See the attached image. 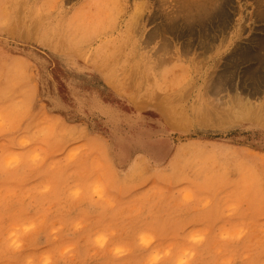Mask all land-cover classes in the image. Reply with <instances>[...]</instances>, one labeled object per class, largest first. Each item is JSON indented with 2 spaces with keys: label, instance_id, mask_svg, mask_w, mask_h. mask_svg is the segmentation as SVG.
<instances>
[{
  "label": "rangeland",
  "instance_id": "rangeland-1",
  "mask_svg": "<svg viewBox=\"0 0 264 264\" xmlns=\"http://www.w3.org/2000/svg\"><path fill=\"white\" fill-rule=\"evenodd\" d=\"M216 1L8 0L0 66H14L20 75L15 87L0 81V121L8 128L0 135V238L10 225L44 222L22 236L24 248L6 264L27 256L38 262L44 254L54 264H125L111 256L116 246L132 249L129 262L143 261L149 250L136 247L135 237L144 223L110 222L111 213L91 196L101 174L118 208L154 203L162 221L179 214L186 231L207 229L206 241L192 246L197 264L228 258L264 264V0ZM70 33L87 41V63L68 52ZM247 110L258 122L239 117ZM40 119L58 122L61 134L41 146L46 159L34 168L29 157L37 145L18 141ZM77 149L81 155L68 163ZM12 155L19 164L9 169ZM185 159L205 166L222 194L247 193L238 215L225 216L220 197L201 209L198 201L210 194L194 185L185 186L197 203L179 204L181 186L168 183L167 173ZM43 183L52 192L34 196L30 207L23 192ZM75 188L82 189L79 200L71 198ZM77 222L84 224L79 231ZM241 222L243 240L220 239ZM111 230L116 235L107 247L95 248L94 236ZM183 236L157 231L155 247L174 245V259L188 246ZM66 248L70 255H63Z\"/></svg>",
  "mask_w": 264,
  "mask_h": 264
},
{
  "label": "clouds",
  "instance_id": "clouds-1",
  "mask_svg": "<svg viewBox=\"0 0 264 264\" xmlns=\"http://www.w3.org/2000/svg\"><path fill=\"white\" fill-rule=\"evenodd\" d=\"M8 0H0V29L8 26L7 16L11 8ZM66 41L69 44L68 52L76 57L83 59L85 63L88 62L91 52L84 50L87 43L86 40L77 39L74 33L66 36ZM20 75L14 66L5 63L0 66V81H3L5 86H17L16 78ZM8 131L5 121H0V135ZM59 123L52 122L49 119H40L36 122L34 129L28 136L20 137L18 144L21 147H27L36 144L37 147L33 149L29 157L31 165L35 168L38 167L45 159V148L49 141L56 139L60 135ZM81 149L75 150L67 158L68 163H71L79 158ZM19 164L17 155H12L6 162V168H14ZM104 167L102 161L96 164L97 169ZM167 180L170 184L181 186L178 188L176 195L179 196V204L181 206L191 205L197 203V197L192 187L185 185H194L196 188L204 193H209L200 198L198 201L201 209H207L211 206L213 198L220 197L223 200V214L228 217H233L239 214L241 207L245 203L247 193H238L233 191L231 193L222 194L223 185L218 181H213L212 174L205 166L196 165L194 162L185 159L182 163H172L170 171L167 173ZM53 190L51 183H43L39 186L33 185L32 188L26 189L22 197L24 200L29 201V206H35L34 196H46ZM91 196L95 201L100 202L104 206V211L110 212V217L107 219L110 222L119 221L122 224L130 219L139 218L145 227L136 233V247L144 250H149L147 257L143 261L129 262L127 258L131 256L132 249L126 246H116L111 249V256L116 260L125 261V264H197V252L192 246L202 245L207 239V229L197 228L192 231H186L188 224H185L179 214L170 216L165 220H161L154 212L155 204L147 203L136 207L133 211H126L124 207H117L114 199L107 196L108 185L102 178H97L92 181ZM73 200H79L82 196V189L75 188L70 193ZM161 197L163 193L161 192ZM3 217L0 216V224H2ZM43 219L29 220L24 224L10 225L7 231L3 232L0 238V264H6V258L9 254L19 253L24 248L22 236L29 233L36 232L43 224ZM190 223V222H189ZM75 231H79L84 227V224L77 222L74 226ZM63 228V225L52 229L51 234L55 238V234ZM157 231L161 234L171 231L174 234H184L183 238L188 246L180 249L178 255L173 257L175 250L174 245H168L164 248H156ZM186 233V234H185ZM115 230L108 232L101 231L93 238L95 248L103 250L107 247L109 238L115 236ZM247 235V228L243 222L234 229L227 230L220 234L221 240H243ZM71 248H66L63 255H70ZM95 255V253H93ZM247 259V257H245ZM22 264H54L51 255L44 254L40 257L39 261L32 257L27 256L24 258ZM206 264H215L214 261H207ZM220 264H233L232 258L220 261Z\"/></svg>",
  "mask_w": 264,
  "mask_h": 264
},
{
  "label": "bare ground",
  "instance_id": "bare-ground-1",
  "mask_svg": "<svg viewBox=\"0 0 264 264\" xmlns=\"http://www.w3.org/2000/svg\"><path fill=\"white\" fill-rule=\"evenodd\" d=\"M205 1V0H204ZM213 1H215V0H213ZM218 1V0H217ZM216 1V2H217ZM221 1V0H220ZM198 2V1H197ZM202 2V1H201ZM200 1H199V4L201 3ZM223 2V1H222ZM202 3H205V2H202ZM221 3V2H220ZM227 4V2H223V4ZM206 4V3H205ZM198 5V4H197ZM206 6H208V3H207V5ZM218 6H220V5H218ZM199 7V6H198ZM202 7H204V4H203V6H202V4H201V7H199V9L200 8H202ZM209 7V6H208ZM207 7V8H208ZM193 8H195V7H193ZM207 8H205L206 10H207ZM210 8V7H209ZM219 8V7H218ZM218 8H217V10H218ZM199 9H196L198 12H199ZM195 10V9H194ZM202 10V9H201ZM210 10H212V9H210ZM214 10V9H213ZM215 10H216V8H215ZM223 10V9H222ZM196 11V12H197ZM207 13H209L208 12V10H207ZM220 13V12H219ZM198 14V13H197ZM214 14H216V12L214 13ZM196 14L194 13V16H195ZM207 15H209V14H207ZM201 16V15H200ZM203 16H204V14H203ZM206 16V15H205ZM210 16V15H209ZM223 16V15H222ZM197 17H199L198 15H197ZM195 18H196V16H195ZM201 19H202V17H200ZM218 18V17H217ZM221 18V17H220ZM198 19V18H197ZM205 19H208L207 18V16H206V18ZM225 18H223V20H224ZM222 20V21H223ZM199 21H201L200 19H199ZM212 21H214V20H212ZM218 21V20H217ZM221 21V23H223ZM184 22V21H183ZM203 22V21H202ZM219 22V21H218ZM185 23V22H184ZM184 23H182V24H184ZM198 23V22H197ZM185 25V24H184ZM198 25V24H197ZM203 25V24H202ZM200 26L201 25H199L198 27L200 28ZM186 27V26H185ZM207 27H208V25H207ZM211 27V26H210ZM187 28H189V27H187ZM203 28H205L204 26H203ZM190 29V28H189ZM192 29V28H191ZM207 29V28H206ZM190 31V30H189ZM192 31H193V29H192ZM191 31V32H192ZM201 31V30H200ZM199 30H198V32H200ZM204 31V30H203ZM209 31H211V30H209ZM208 31V32H209ZM194 32V31H193ZM202 32V31H201ZM203 33V32H202ZM191 34V33H190ZM193 34V33H192ZM201 34V33H200ZM207 34V33H206ZM188 35V34H187ZM194 35V34H193ZM201 36H204V35H201ZM193 37V36H192ZM196 37V36H195ZM205 37V36H204ZM206 37H207V35H206ZM209 37V36H208ZM207 37V38H208ZM210 38V37H209ZM200 39H201V37H200ZM202 39H204L203 37H202ZM204 40H208V39H204ZM201 41V40H200ZM203 41V40H202ZM199 42V41H198ZM205 42V41H204ZM202 43V42H201ZM200 45V44H199ZM201 46H203V44L201 45ZM168 111V110H167ZM239 117H241V118H244V119H250V120H253V121H257V114H256V112L255 111H249V110H247V111H245L244 113H242ZM258 122V121H257Z\"/></svg>",
  "mask_w": 264,
  "mask_h": 264
}]
</instances>
